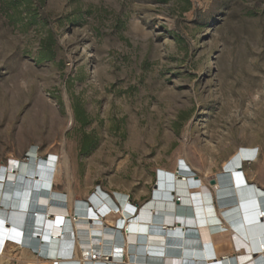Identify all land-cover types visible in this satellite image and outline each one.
<instances>
[{"label":"rangeland","instance_id":"rangeland-1","mask_svg":"<svg viewBox=\"0 0 264 264\" xmlns=\"http://www.w3.org/2000/svg\"><path fill=\"white\" fill-rule=\"evenodd\" d=\"M240 147L264 189V0H0V170L36 148L59 157L57 191L69 158L75 203L139 209L161 169L215 180Z\"/></svg>","mask_w":264,"mask_h":264},{"label":"bare ground","instance_id":"bare-ground-1","mask_svg":"<svg viewBox=\"0 0 264 264\" xmlns=\"http://www.w3.org/2000/svg\"><path fill=\"white\" fill-rule=\"evenodd\" d=\"M33 149L0 170V264L11 247H22L28 264H264V189L244 173L258 159L254 147H240L215 185L197 180L184 158L174 171L161 169L139 209L125 193L100 189L75 203L69 158L61 192L53 188L59 157Z\"/></svg>","mask_w":264,"mask_h":264},{"label":"trees","instance_id":"trees-1","mask_svg":"<svg viewBox=\"0 0 264 264\" xmlns=\"http://www.w3.org/2000/svg\"><path fill=\"white\" fill-rule=\"evenodd\" d=\"M2 1H3V0H2ZM4 1H5V0H4ZM164 1H168V0H164ZM48 50H50V49H48ZM45 53H46V52H45ZM47 53H48V54H46V56H45L44 59H49V60H51V59L53 58V55H54V54H50V53H52V51H51V52L48 51ZM82 115L84 116L83 113L78 112V114H77V118H78V121H80L83 125H85V124H86L85 121L81 118ZM89 148H90V144L86 143L85 146H84V148H83V151L86 153V152L89 151Z\"/></svg>","mask_w":264,"mask_h":264},{"label":"water","instance_id":"water-1","mask_svg":"<svg viewBox=\"0 0 264 264\" xmlns=\"http://www.w3.org/2000/svg\"><path fill=\"white\" fill-rule=\"evenodd\" d=\"M210 184H211V185H215V184H216V181H215V180H211V181H210ZM155 187H156V185L154 186V189H155ZM177 203H179V200L177 201Z\"/></svg>","mask_w":264,"mask_h":264},{"label":"built area","instance_id":"built-area-1","mask_svg":"<svg viewBox=\"0 0 264 264\" xmlns=\"http://www.w3.org/2000/svg\"><path fill=\"white\" fill-rule=\"evenodd\" d=\"M27 159H28V156H27ZM112 196H113V194H112ZM115 197V196H114ZM113 197V198H114ZM113 200V199H112ZM114 201V200H113ZM128 201H130V196L128 195Z\"/></svg>","mask_w":264,"mask_h":264}]
</instances>
